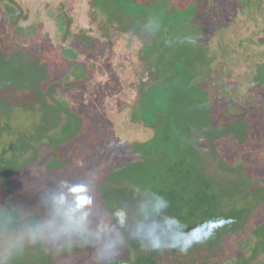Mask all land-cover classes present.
Segmentation results:
<instances>
[{
    "label": "trees",
    "instance_id": "1",
    "mask_svg": "<svg viewBox=\"0 0 264 264\" xmlns=\"http://www.w3.org/2000/svg\"><path fill=\"white\" fill-rule=\"evenodd\" d=\"M134 1L88 0L90 27L83 29L81 37L80 32L71 31L73 18L66 19L64 25L55 21L62 40L52 50L42 34L43 24L26 23L22 8L6 7V25L0 28V183L11 195L16 175L38 161L50 173L66 175L77 169L79 162L67 152L73 151L74 142L84 134L87 117L81 108L72 110L65 105L63 98L68 88L74 89L91 76L89 62L84 63L80 57L86 60L92 55L86 49L87 41L100 45L94 32L104 41L110 34H118L130 40V50L137 47L135 56L140 65L150 67L152 84L142 85L132 113L133 123L142 127L147 138L129 141L122 157L127 162L117 158L115 162H119L107 164L95 180L94 188L99 191L105 215L119 229L111 214L124 206L128 222L120 231L127 233L130 227H139L166 243L180 244L182 238L168 225L169 218H175L180 222V232L198 233L206 239L190 247L186 254L176 248L146 251L138 241L128 239L124 247L127 258L113 264H264V222L256 225L253 220L264 204V177L243 180L239 174L237 182H217L208 176L203 155L208 144L210 153L220 156L217 145L228 146L230 137L242 144L246 132L239 120L230 117L224 124L225 117L215 121L212 116L213 108L232 107V97L242 94L241 88L234 95L230 91L226 75L232 70L226 68L231 58L224 39L217 42L216 52L210 54L208 50L214 41L211 32L204 31L205 21L209 12L215 16L219 8L214 9L208 0H203L201 6L191 0H149L153 3L150 8L141 6L139 11L151 9V16L133 11L137 6ZM252 3L242 0L245 8ZM152 18L160 25L155 34L143 27ZM178 18L177 24L174 20ZM224 28L220 26L218 30ZM203 32L209 37L195 44L194 39L199 40ZM254 37V44L264 47V32ZM251 48L248 45L246 49ZM173 49H177L175 53ZM220 53L224 61L218 78L214 77L212 65ZM205 68L209 71L202 72ZM174 76H178L180 85H173ZM213 81L219 87L220 101L210 98L211 87L207 85ZM251 85L257 103L247 110H264V63L256 66ZM242 97L245 99L243 94ZM61 117L64 125L60 124ZM218 159L219 167L227 170L224 160ZM160 198L166 202L162 208ZM34 212L43 215L39 210ZM240 247L249 252L247 257L221 262L225 252L235 253L231 248L243 254ZM57 255V251L33 246L14 264H58Z\"/></svg>",
    "mask_w": 264,
    "mask_h": 264
},
{
    "label": "rangeland",
    "instance_id": "2",
    "mask_svg": "<svg viewBox=\"0 0 264 264\" xmlns=\"http://www.w3.org/2000/svg\"><path fill=\"white\" fill-rule=\"evenodd\" d=\"M10 1L0 0V28L4 29L3 27L6 25L7 6L14 5L13 8H16V6L22 8L26 23L43 24L41 30L46 39L48 38L49 50H52L53 47L56 48L55 46H58L60 40H62L55 21L60 25H64L66 19L73 18L70 26L71 31L75 34L80 32L79 36L81 37L83 29L90 27L89 18L86 14L88 0ZM191 1L196 5L200 4V6L203 3V0ZM251 1L253 3L250 8H245L242 5V0H208V3H212L214 9L219 8L215 16L209 12L205 21L204 31L211 32L214 41L213 48L208 50L210 54L216 52L217 42H220L222 38L224 39V42L228 45L231 58L228 64L229 67L226 68V71L228 68L232 70L226 75L230 81V91L234 95L236 89L241 88L245 97L243 99L242 94L231 96L232 98L235 97L232 107L222 105V107L212 109V116L215 121L222 120L225 117L223 123L226 124L230 121L226 122V119L231 117L242 122L246 129L245 134L242 135L244 143L241 144L237 139L230 137L226 141L228 146L223 143L217 145L216 152L220 153V156H216L217 158L210 153L211 148L208 144L203 149L208 176L222 183L237 182L239 174L243 180L250 179L252 176L259 179L264 177V110H247V108L252 107V104L257 103V98L251 91L255 89L251 84L255 76L256 66L259 63H264V47L253 42L256 40L255 33L257 37H261L264 32V0ZM256 1L260 4L259 6ZM134 2L137 5L136 8H133L134 5L131 7L135 12L141 10V6L150 8V5L153 4L149 0H135ZM184 5L185 2L180 6L185 8ZM196 5L193 6L196 7ZM60 7L63 8V11H60ZM151 11V9L145 12L143 10L139 11L138 14L151 13ZM60 12L63 17H61ZM168 12H170L168 14H171L173 11ZM151 16H153L152 13ZM137 17L139 18V15ZM178 20L180 19L178 18L174 22L178 24ZM25 22L23 21L22 24ZM220 26L225 28L220 31L218 30ZM134 32L133 30L132 34ZM94 35L101 41L100 45L99 43L87 41L86 49L92 55H89L86 60L80 57L84 63L89 62V74L91 76L85 83L80 82L81 84L78 83L74 86V89H71L72 87L68 88V94L63 98L65 105H69L72 110H78V107L81 108L80 112L87 117L83 123L86 126L83 129L84 134L74 142L73 151L69 149L70 152H67V154L72 153L73 159L79 162V166L77 169L70 170L68 174L62 175L61 173L46 172L44 170L45 164L38 161L32 168L16 175L11 195L7 194V188L0 183V205L10 204L33 209V211L39 210L43 214L42 209L39 207L40 196L42 193L54 190L58 181L66 179L73 183H80L93 174L95 180H97L107 164L114 163L117 158L122 159L126 155L124 152L129 141L134 139L145 140L147 138V133L142 127L133 123L132 113L134 106L137 105L136 102L142 90V85L146 84L150 87L152 84L150 67L138 63L137 56H135L137 47L133 46V50H130L131 44L127 37L112 33L109 35L108 40L104 41L101 40L102 38L98 33L94 32ZM131 37L135 38V36ZM199 37H201L199 40L193 38L195 44L209 36L203 32ZM247 44L252 47L250 51L246 49ZM176 50L173 49L172 52L175 53ZM201 54H204V52L202 51ZM42 55L46 57V55ZM223 61L222 53H220L217 63L212 65L214 77L219 78ZM208 71L209 69L205 68L202 72ZM221 76H223L222 73ZM177 77L174 76L173 80H176L172 82L174 86L180 85L178 83L180 79L178 80ZM194 79L195 77L190 81ZM213 82L207 85L211 87L210 98L211 96L213 99L217 97V101H220L218 99L220 98L219 87L215 81ZM187 84H189L188 80ZM160 87L162 88L163 84H160ZM228 104L231 106V102ZM60 122L62 125L65 124L62 117ZM218 158L224 160V163L229 167L227 170L220 168ZM121 162L127 161L122 159ZM98 196H100L99 191L94 188V206L90 209L91 221L94 226L101 223L102 220L110 222V218L105 215L103 203ZM253 220L256 225L264 222V204L255 213ZM242 248L240 247V250H243V254L237 251V248H231L235 251L233 255L229 251L225 252L221 262L232 263L235 258L247 257L249 252ZM57 252L58 264H96L97 252L94 247H76L71 251L61 250ZM127 256L128 252L124 248L116 260H125Z\"/></svg>",
    "mask_w": 264,
    "mask_h": 264
},
{
    "label": "clouds",
    "instance_id": "3",
    "mask_svg": "<svg viewBox=\"0 0 264 264\" xmlns=\"http://www.w3.org/2000/svg\"><path fill=\"white\" fill-rule=\"evenodd\" d=\"M143 27L155 34L160 25L152 18ZM94 183V174L80 183L66 179L58 181L54 190L40 196L39 207L43 215H37L29 208L0 205V264H14L32 246H43L50 251L94 247L96 264H113L128 239H135L146 251L176 248L182 254L206 239L194 238L191 232H180V222L175 218H169L168 225L182 238L180 244L166 243L158 235L143 233L139 227H130L127 233L120 231L128 222V211L124 206L114 209L111 214L119 229L113 223L103 221L94 226L90 212L94 206ZM164 206L166 202L160 198L159 207Z\"/></svg>",
    "mask_w": 264,
    "mask_h": 264
},
{
    "label": "snow or ice",
    "instance_id": "4",
    "mask_svg": "<svg viewBox=\"0 0 264 264\" xmlns=\"http://www.w3.org/2000/svg\"><path fill=\"white\" fill-rule=\"evenodd\" d=\"M193 236H194V238H199V234L198 233H194Z\"/></svg>",
    "mask_w": 264,
    "mask_h": 264
},
{
    "label": "water",
    "instance_id": "5",
    "mask_svg": "<svg viewBox=\"0 0 264 264\" xmlns=\"http://www.w3.org/2000/svg\"><path fill=\"white\" fill-rule=\"evenodd\" d=\"M117 264H129V263H125V262H123V263H117Z\"/></svg>",
    "mask_w": 264,
    "mask_h": 264
}]
</instances>
